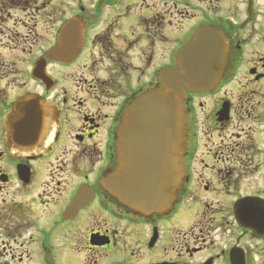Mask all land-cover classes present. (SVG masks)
Listing matches in <instances>:
<instances>
[{"label":"flooded vegetation","instance_id":"flooded-vegetation-1","mask_svg":"<svg viewBox=\"0 0 264 264\" xmlns=\"http://www.w3.org/2000/svg\"><path fill=\"white\" fill-rule=\"evenodd\" d=\"M259 1L217 13L206 0H0V264H264V249L243 246L264 234L234 213L244 199L264 209ZM69 22L78 51L48 58ZM206 25L225 37V68L211 91L186 95L177 200L141 216L101 185L115 131ZM253 161L259 180L242 193Z\"/></svg>","mask_w":264,"mask_h":264},{"label":"water","instance_id":"water-1","mask_svg":"<svg viewBox=\"0 0 264 264\" xmlns=\"http://www.w3.org/2000/svg\"><path fill=\"white\" fill-rule=\"evenodd\" d=\"M71 29L69 22L62 30L61 47L49 50L48 58L68 60L76 54L78 47H69ZM228 55L220 30L199 28L179 49L175 65L159 73L158 86L124 109L113 145L115 165L101 185L126 209L141 216L162 215L175 203L185 178L186 95L211 91L221 79ZM27 103H18L14 116L22 117ZM249 202L244 199L235 205L236 219L242 227L264 234V209ZM242 262L239 257L237 264Z\"/></svg>","mask_w":264,"mask_h":264},{"label":"rangeland","instance_id":"rangeland-1","mask_svg":"<svg viewBox=\"0 0 264 264\" xmlns=\"http://www.w3.org/2000/svg\"><path fill=\"white\" fill-rule=\"evenodd\" d=\"M241 1L243 0H217V4L216 1L213 0L212 2L208 0H206V5L210 10H214L212 8H217V13H224V12H228L234 9H241L242 5H241ZM257 3V8H262V5L264 2L259 1L256 2ZM240 4V5H239ZM251 164L253 165L252 168H250V170L253 171L252 174H247V177L242 180V185H241V192L245 193V192H249L251 190V188L255 187V185L258 182V175L257 172L254 171V169L256 170L257 166V162L253 161L251 162ZM250 165V164H249ZM239 166V165H238ZM259 169V167H258ZM260 170V169H259ZM262 171H259V175ZM244 247H248L249 249H264V243H257V242H245V244H243Z\"/></svg>","mask_w":264,"mask_h":264}]
</instances>
